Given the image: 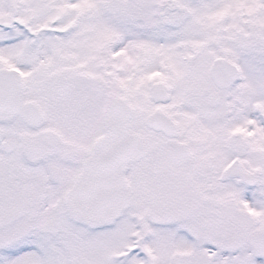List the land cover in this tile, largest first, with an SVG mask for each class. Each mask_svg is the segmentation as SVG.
Returning <instances> with one entry per match:
<instances>
[{
	"label": "snow or ice",
	"instance_id": "6c2138e0",
	"mask_svg": "<svg viewBox=\"0 0 264 264\" xmlns=\"http://www.w3.org/2000/svg\"><path fill=\"white\" fill-rule=\"evenodd\" d=\"M0 264H264V0H0Z\"/></svg>",
	"mask_w": 264,
	"mask_h": 264
}]
</instances>
